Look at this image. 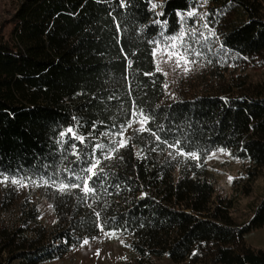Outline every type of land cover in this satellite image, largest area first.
Returning <instances> with one entry per match:
<instances>
[{
  "label": "trees",
  "instance_id": "trees-1",
  "mask_svg": "<svg viewBox=\"0 0 264 264\" xmlns=\"http://www.w3.org/2000/svg\"><path fill=\"white\" fill-rule=\"evenodd\" d=\"M125 2L122 7L120 0H18L2 20L0 180L24 177L39 183L41 177H51L69 182L70 173L64 170L79 175L94 144L111 147L109 137L101 134L119 131L134 107L152 118L148 127L162 140L179 139L185 152L239 147L253 165L264 164V78L242 96L165 99V77L155 73L151 56L149 41L161 31L153 21L167 20L165 35L174 34L179 29L176 13L191 10L196 0ZM227 2L242 8L245 21L221 34L219 44L241 56L264 50V0H208L202 8L213 12ZM151 3L162 7L153 11ZM6 25L10 28L5 35ZM125 53L133 62L130 68ZM68 128L85 142L70 133L61 138ZM135 129L128 147L112 159L96 152L104 172L90 182L97 189L93 195L28 184L50 204L54 220L49 226L39 220L36 199L27 193L16 197L10 181L0 183V264L62 257L102 233L95 212L101 213L104 230L117 231L112 238H125L139 259L264 264V248L242 243L246 232L264 227V196L244 225H232L225 208L210 207L213 185L196 160L176 156L177 149ZM73 144L79 160L71 154Z\"/></svg>",
  "mask_w": 264,
  "mask_h": 264
},
{
  "label": "rangeland",
  "instance_id": "rangeland-1",
  "mask_svg": "<svg viewBox=\"0 0 264 264\" xmlns=\"http://www.w3.org/2000/svg\"><path fill=\"white\" fill-rule=\"evenodd\" d=\"M17 2L18 0H0V23L11 15ZM199 11L209 13L207 22L209 27L215 30L216 36L209 38L208 48L203 49L204 57H194L196 63L191 66V71L188 73L179 70L174 73L167 65H163L165 71H168L164 82L168 85L167 88L164 87L165 99L198 94L242 96L254 91L263 84L264 50L257 54L241 56L221 48L219 44L221 34L245 21L242 8L227 2L213 12L205 8H200ZM191 22L188 26H192L193 21ZM9 28V25L3 28L5 35ZM202 31L207 35L206 29ZM198 46L200 48V45ZM137 127L139 125L134 124L129 128L125 138L130 137V131ZM225 149L232 155L219 153L216 149L207 154H200V159L196 162L213 185L210 207L225 208L230 223L240 227L249 220L256 205L264 196V164L253 165L239 147ZM213 152H216V156L208 159ZM229 177H232L231 181ZM10 186L16 197L29 194L31 199L37 200L39 220L44 226H49L53 222L54 215L50 204L38 195L36 188H19L13 184ZM87 240L89 241L87 245L82 241L58 259L37 264H171L165 257L139 259L125 245L126 239L123 237L109 238L102 232ZM242 243L252 249H263L264 227L246 232L242 237ZM97 250L99 255L96 254ZM10 264H20V261L12 259Z\"/></svg>",
  "mask_w": 264,
  "mask_h": 264
},
{
  "label": "snow or ice",
  "instance_id": "snow-or-ice-1",
  "mask_svg": "<svg viewBox=\"0 0 264 264\" xmlns=\"http://www.w3.org/2000/svg\"><path fill=\"white\" fill-rule=\"evenodd\" d=\"M208 3V0H196V6L193 7L191 10H188L184 13L177 12L176 15L179 17V29L176 33L171 35H165V32L168 28V21L164 20H154L153 23L160 26L161 31L159 32V36L156 39L149 41L150 44L153 45L151 49V56L153 58V62L155 64V73H161L164 77L168 76V71H165L163 65H167L169 70L172 72H177L178 70L182 73H188L191 71V66L196 63L194 57H203L205 52L203 49L208 48L209 38L216 36L215 30L209 27L207 22V17L209 13L199 11V8L204 7ZM120 5L122 7L126 6L125 0H120ZM157 7H162L157 5L156 3H151V9L155 11ZM157 16L165 15L164 12H157L155 13ZM191 19L193 21L192 26H188V20ZM201 21H204L201 23ZM198 25V26H197ZM117 31L120 30V25H116ZM202 29L207 30V35H205ZM194 45H200L201 50H197ZM223 48V45H221ZM211 50V49H209ZM121 52H124V49L121 48ZM128 54L125 53V59L127 60V67L132 66V60L127 59ZM211 63V61H208ZM155 73H144L146 76L154 75ZM164 87L167 88V83L164 84ZM135 103V102H134ZM151 117L145 114L143 109L133 108L130 113V118L126 122V124L120 125V130L117 132L111 133H102L101 135L108 136L110 139L109 145L104 143H97L93 145L92 154L88 163V166L82 168L81 174H77L76 172L72 171L71 169H65V172L70 173L69 182H64L63 180L57 182L56 180L52 179L51 177L45 179L41 177L40 182L37 183L35 179L21 177L17 179L16 177H12L11 179L8 176H3V179L0 180V183H7L10 181L11 184L16 185L19 188L28 187V184L31 183L33 186H53L57 189V191L61 193H68L71 192L73 189H79L80 192L84 194V197H88L93 195L97 189L95 187L90 186V182H94L96 180L101 179V173L104 172V169L100 167L101 159L100 157L96 156V152L100 151L103 159L109 160L112 159L113 156L120 151V149L126 148L129 145L130 137L125 138V133L129 128H132L134 124H138L139 127L135 130L137 132H147L150 133L152 137H154L155 141L160 143L166 144L168 148H175L176 156H183L188 157L194 160L200 159V154L198 152H185L183 147H181V141L179 139L175 140L173 143H168L167 140H162L160 135H157L156 132H153L148 125L150 124ZM95 127V125H93ZM115 127V126H114ZM71 134L72 137L79 141L81 144L85 142V137L77 135L72 128H68L66 132H61L60 136L63 138L66 134ZM72 155L80 159V152L77 150L75 144L72 146ZM155 150V149H153ZM219 153H225L229 156L232 153L227 152L225 148L217 149ZM140 153L137 152V156ZM172 155V153H169ZM216 156V152L211 153L208 156V159H212ZM175 158V157H173ZM235 158V157H233ZM76 182H71V181ZM232 180V177H229V181ZM91 207V205H89ZM95 216L97 218L96 227L100 229L101 232L104 233L105 236L116 237L118 236L117 231H105L104 224L99 223L101 213L95 212ZM122 242V241H121ZM89 241L85 239L83 241L84 245H87ZM97 255H99V250H97ZM195 255V253H193Z\"/></svg>",
  "mask_w": 264,
  "mask_h": 264
}]
</instances>
